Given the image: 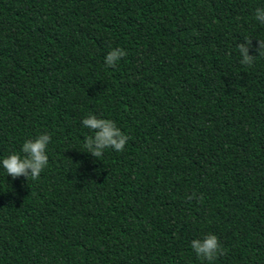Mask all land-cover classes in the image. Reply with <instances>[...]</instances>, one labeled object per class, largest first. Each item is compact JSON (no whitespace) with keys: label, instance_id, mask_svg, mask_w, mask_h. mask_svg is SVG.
<instances>
[{"label":"trees","instance_id":"16d2710c","mask_svg":"<svg viewBox=\"0 0 264 264\" xmlns=\"http://www.w3.org/2000/svg\"><path fill=\"white\" fill-rule=\"evenodd\" d=\"M262 7L0 0V160L52 137L39 179L0 166V264H264ZM89 114L124 151L86 152ZM207 233L226 250L212 262L191 248Z\"/></svg>","mask_w":264,"mask_h":264},{"label":"clouds","instance_id":"9594fccd","mask_svg":"<svg viewBox=\"0 0 264 264\" xmlns=\"http://www.w3.org/2000/svg\"><path fill=\"white\" fill-rule=\"evenodd\" d=\"M255 19L264 24V7L257 8ZM252 47V39L245 38L244 43L238 44L239 53L242 57L241 64L251 65L257 55H250L249 49ZM257 52L264 56V39H258ZM127 55L124 48H113L105 57V65L115 67L117 63ZM82 124L93 133L88 135L84 140V148L96 158L103 156L106 149H114L122 152L125 149L129 139L128 135L117 126L116 121L107 118H99L95 114L86 116ZM52 137L49 133H42L35 139L26 140L20 152H12L10 155L0 160L2 166L8 176L13 179L18 177H26L28 180H37L40 174L48 165L49 157L47 154L48 145ZM196 197V193H192L188 197L189 200ZM197 199L202 200L201 194ZM191 248L196 255L205 261L212 262L218 256L226 254V250L221 244L219 237L214 233H207L202 239L192 240Z\"/></svg>","mask_w":264,"mask_h":264}]
</instances>
